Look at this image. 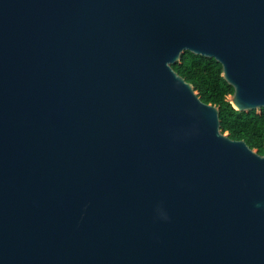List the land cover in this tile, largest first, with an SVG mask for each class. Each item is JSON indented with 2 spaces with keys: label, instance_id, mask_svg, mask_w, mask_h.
Returning a JSON list of instances; mask_svg holds the SVG:
<instances>
[{
  "label": "water",
  "instance_id": "obj_1",
  "mask_svg": "<svg viewBox=\"0 0 264 264\" xmlns=\"http://www.w3.org/2000/svg\"><path fill=\"white\" fill-rule=\"evenodd\" d=\"M186 52L264 109V0H0V264H264V155Z\"/></svg>",
  "mask_w": 264,
  "mask_h": 264
},
{
  "label": "trees",
  "instance_id": "obj_2",
  "mask_svg": "<svg viewBox=\"0 0 264 264\" xmlns=\"http://www.w3.org/2000/svg\"><path fill=\"white\" fill-rule=\"evenodd\" d=\"M191 83L200 99L220 109L222 133L233 140H244L257 153L264 155V109L236 111L230 103L234 88L223 76V68L215 59L186 52L173 66Z\"/></svg>",
  "mask_w": 264,
  "mask_h": 264
}]
</instances>
